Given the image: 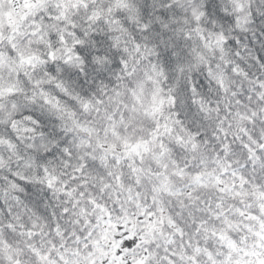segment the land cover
I'll return each instance as SVG.
<instances>
[{"label":"snow or ice","instance_id":"1","mask_svg":"<svg viewBox=\"0 0 264 264\" xmlns=\"http://www.w3.org/2000/svg\"><path fill=\"white\" fill-rule=\"evenodd\" d=\"M0 264H264V0H0Z\"/></svg>","mask_w":264,"mask_h":264},{"label":"clouds","instance_id":"2","mask_svg":"<svg viewBox=\"0 0 264 264\" xmlns=\"http://www.w3.org/2000/svg\"><path fill=\"white\" fill-rule=\"evenodd\" d=\"M253 2L254 3H260L261 2V0H253ZM147 3H148V5H152L153 3H157V4H159L160 3V0H147ZM257 16H259V13L257 14ZM253 42L254 43H256L257 45H258V41H256L255 39L253 40ZM104 75H108L107 73H104ZM36 112H37V114L39 115V114H42L41 113V110H40V105L38 104L37 106H36ZM52 119H55V117H52Z\"/></svg>","mask_w":264,"mask_h":264}]
</instances>
